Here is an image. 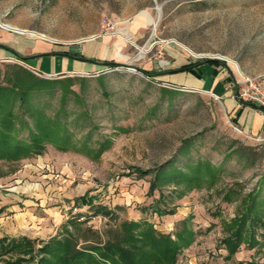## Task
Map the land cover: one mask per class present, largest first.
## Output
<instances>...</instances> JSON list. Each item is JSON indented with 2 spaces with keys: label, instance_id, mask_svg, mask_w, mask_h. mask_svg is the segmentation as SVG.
<instances>
[{
  "label": "rangeland",
  "instance_id": "obj_1",
  "mask_svg": "<svg viewBox=\"0 0 264 264\" xmlns=\"http://www.w3.org/2000/svg\"><path fill=\"white\" fill-rule=\"evenodd\" d=\"M1 25L89 59L100 44L123 66L47 76L0 59L1 189L37 203L33 227L0 239V264H159V239L137 262L107 256L152 235L179 247L176 264H264V126L235 122L224 96L251 102L234 97L264 77V0H0ZM189 62L221 90L140 72Z\"/></svg>",
  "mask_w": 264,
  "mask_h": 264
},
{
  "label": "crops",
  "instance_id": "obj_2",
  "mask_svg": "<svg viewBox=\"0 0 264 264\" xmlns=\"http://www.w3.org/2000/svg\"><path fill=\"white\" fill-rule=\"evenodd\" d=\"M84 45L78 44L72 48H67L64 45L55 44L44 38L36 39L35 36L23 35L0 26V59L18 58L30 68L42 71L47 76L93 71L96 67H99V63L103 62L99 56L100 51L98 49L100 44L96 49L97 56L91 59L87 58L85 50H81ZM94 61L97 62L95 63ZM188 75L198 78L202 83V86L197 87V89H205L208 86L212 90L215 88L216 91L221 90L220 86L219 88L216 87V81L209 85L202 74L201 76ZM219 80L218 78L217 81ZM228 94L229 92L224 96L230 103L229 112L236 117L242 106ZM246 107L239 121H242L245 112L253 116V120L246 124V127L250 132L257 133L264 126V117H262L260 111L254 110L250 106ZM35 206H37L36 199L32 195L22 196L17 187L4 192L0 185V239L19 232L21 224H27L30 228L33 227L37 220ZM14 223H16V227Z\"/></svg>",
  "mask_w": 264,
  "mask_h": 264
},
{
  "label": "trees",
  "instance_id": "obj_3",
  "mask_svg": "<svg viewBox=\"0 0 264 264\" xmlns=\"http://www.w3.org/2000/svg\"><path fill=\"white\" fill-rule=\"evenodd\" d=\"M18 56H21V55H18ZM95 63L97 61H94ZM202 63H185L183 65H181L179 68L177 69H168L166 71H146V70H140V72L142 74H144L146 77H149L150 79H157V78H160L162 76H166V75H169V76H173L174 74L176 73H185V74H195V75H199L201 76V74H198V71H197V67L200 66ZM205 64H211V65H214V64H218L220 65L221 63L218 62V61H215V60H206ZM99 65L101 66H105V67H108V68H117V67H121L123 65L119 64V63H116L114 61H103L101 63H99ZM176 85H178L179 83H174ZM23 99V98H22ZM241 104H244V105H247V106H250V107H253L255 108L256 110L260 111V112H263L264 113V107H261L257 104H254V103H251V102H242L240 101ZM243 114V109H241L238 113H237V116L235 117V122H237V119H239ZM84 205H90V202L87 201L86 198H82L80 200ZM257 202L256 200H253V199H250V207L253 209L254 208V203ZM245 217V216H244ZM241 227L239 228V230H242L243 226H244V223L241 222ZM238 230V231H239ZM232 238H234L235 240H238L239 242H242V235L241 234H236L234 237L232 236ZM156 239H159L158 241H156ZM26 240V239H24ZM163 241V246H162V249H156V251L154 252V254H158L160 255V257L162 258V262L159 263V264H176L177 263V251L179 249V247L170 241V237H164V236H160V238H156V236L152 235L150 239H148V243H146L147 245L145 247H142V245H136L135 243L133 242H136L133 241V247L131 249V251L129 249H123V247H121V245H115L113 247H111V250L108 249L109 251V255L108 258H109V262L112 263V262H115V255L116 254H119L124 260L126 259H130V260H135V258L137 259H144L148 256L151 255V253H149L148 251V247L149 248H154L156 242H160ZM27 242H30L29 240H26ZM233 241L230 240L229 243H231ZM64 246H67L65 244H63ZM62 246V245H60ZM20 247V245H19ZM112 254H111V253ZM115 253V254H113ZM87 256V261H86V264H101V262H96L93 258V256L91 255H86L84 252H76L74 255H72L71 257L68 255L64 258H62L63 261H65V264L67 262H69L70 258H72L74 261H78L80 258H83ZM105 258V257H104ZM107 258V257H106ZM136 261V260H135ZM125 262V261H124ZM137 262V261H136ZM19 264V262H18Z\"/></svg>",
  "mask_w": 264,
  "mask_h": 264
},
{
  "label": "built area",
  "instance_id": "obj_4",
  "mask_svg": "<svg viewBox=\"0 0 264 264\" xmlns=\"http://www.w3.org/2000/svg\"><path fill=\"white\" fill-rule=\"evenodd\" d=\"M34 72L35 74L41 75L37 71ZM247 84V88H243L240 92H237L234 98H243L264 107V77L258 80L249 79L247 80ZM234 129L238 133H243L239 126H234Z\"/></svg>",
  "mask_w": 264,
  "mask_h": 264
},
{
  "label": "bare ground",
  "instance_id": "obj_5",
  "mask_svg": "<svg viewBox=\"0 0 264 264\" xmlns=\"http://www.w3.org/2000/svg\"><path fill=\"white\" fill-rule=\"evenodd\" d=\"M2 26V25H1ZM3 28H5V29H8V30H12V31H17V32H21V33H25V34H28V35H33L34 34V32H31V31H26V30H22V29H18V28H15V27H13V26H7V25H3L2 26ZM38 36H40L39 34H37ZM121 35L126 39H129L130 40V38L129 37H127L126 35H124V34H122L121 33ZM196 56H200V55H196ZM230 62H232L237 68H238V70H240L239 69V67H238V65L235 63V62H233L232 60H230V59H228ZM236 68V69H237ZM243 74V73H242Z\"/></svg>",
  "mask_w": 264,
  "mask_h": 264
}]
</instances>
